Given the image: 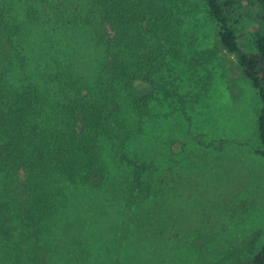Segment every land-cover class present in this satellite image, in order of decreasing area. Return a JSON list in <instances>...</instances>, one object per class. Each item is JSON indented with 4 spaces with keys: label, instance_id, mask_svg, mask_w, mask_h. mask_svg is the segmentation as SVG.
I'll return each instance as SVG.
<instances>
[{
    "label": "rangeland",
    "instance_id": "374dc122",
    "mask_svg": "<svg viewBox=\"0 0 264 264\" xmlns=\"http://www.w3.org/2000/svg\"><path fill=\"white\" fill-rule=\"evenodd\" d=\"M140 1L156 7L165 21L159 34L165 62L155 85L135 82L130 92L120 81L105 90L111 82L105 65L115 52L128 69L144 72L151 39L133 49L111 47V33L91 0H0L19 52L3 55L0 47V88L40 96L58 115L86 99L91 106L112 104L95 95L105 91L123 108L130 153L153 161L157 187L131 207L114 193L115 183L95 192L42 193L36 207L41 191L35 181L25 182L30 167L20 177L0 168V264H250L260 250L258 95L222 50L217 23L202 0ZM253 16L244 10L240 22L250 24ZM152 90L157 99L150 115L136 116L131 93ZM31 115V126L48 125V135L57 137L41 113ZM38 182L54 183L42 173Z\"/></svg>",
    "mask_w": 264,
    "mask_h": 264
},
{
    "label": "trees",
    "instance_id": "16d2710c",
    "mask_svg": "<svg viewBox=\"0 0 264 264\" xmlns=\"http://www.w3.org/2000/svg\"><path fill=\"white\" fill-rule=\"evenodd\" d=\"M91 1L100 15L103 28L111 33H108L111 47L133 49L136 45L144 44L146 37L153 41L150 55L143 57L149 65L144 72L137 70L139 68L128 69L123 59L120 61L114 56L117 55L115 52L110 53V62L105 67L111 82L105 90L118 81L124 83L130 92L135 82L155 85L154 77L165 62V51L162 50L159 36L165 21L157 8L140 0L139 5L132 0ZM202 1L210 17L217 23L216 38L222 50L233 58L258 95L257 137L260 146L255 152L264 158V0ZM247 9L254 11L253 21L243 24L240 14ZM14 35L13 27L0 12V47L3 55L19 54L18 45L16 48L13 44ZM101 92H97L96 97L107 98L112 104L91 106L87 102L90 100H82L65 109L70 119L63 120L65 112L62 115L48 112L40 96L34 99L33 94L25 97L10 89L5 91L0 88V168L8 177H20L30 167L32 174H25V182L35 181L41 191L35 193L36 207H39L38 198L42 193L49 197L65 196L72 188L95 192L108 183H115L114 193L124 198L130 207L155 194L156 168L153 161L130 153L131 129L122 118L123 108L105 91ZM131 96L132 112L140 118L150 115V106L157 99L155 90L141 96L131 93ZM40 113L43 123L55 129L57 137L48 135V125L44 128L37 124L30 125L31 114ZM26 125L32 127L31 134L26 133ZM26 146H32L35 155L34 152L26 155ZM31 157H35L33 161ZM39 173L53 179L51 187L44 185V182L39 185ZM97 175L99 180H94ZM26 186L27 190L32 188ZM250 264H264V241Z\"/></svg>",
    "mask_w": 264,
    "mask_h": 264
}]
</instances>
